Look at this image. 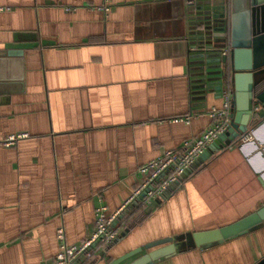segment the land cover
<instances>
[{
	"label": "crops",
	"instance_id": "obj_1",
	"mask_svg": "<svg viewBox=\"0 0 264 264\" xmlns=\"http://www.w3.org/2000/svg\"><path fill=\"white\" fill-rule=\"evenodd\" d=\"M192 1L0 0V140L26 135L0 146V264H52L60 225L67 243H80L100 203L113 212L129 198L139 166L208 127L221 97L216 82L202 88L188 49ZM190 114L189 123L171 121ZM258 124L264 140V117L251 128ZM248 141L197 165L156 209L129 206L118 239L92 264L126 256L120 264H130L162 247L129 255L142 246L216 229L262 206L264 145ZM262 257L264 227L153 264Z\"/></svg>",
	"mask_w": 264,
	"mask_h": 264
},
{
	"label": "water",
	"instance_id": "obj_2",
	"mask_svg": "<svg viewBox=\"0 0 264 264\" xmlns=\"http://www.w3.org/2000/svg\"><path fill=\"white\" fill-rule=\"evenodd\" d=\"M187 13L188 49L194 53V65L201 66L198 70L203 76L202 88L212 87L216 82L215 89L220 91L222 83L228 78L232 85V125L204 151L194 165L206 161L216 151L235 144H239L243 151L246 144L242 139L247 135L253 138L248 145L255 148L256 143L264 145V140L259 136L260 124L251 128L254 119L264 117L263 91L259 94L254 92L264 79V0H194ZM244 23L248 27L246 30L242 26ZM225 48H229V52L223 55ZM257 154L261 155V151ZM191 172L192 167L184 172L176 184ZM164 198L147 205L146 211L156 209ZM262 227L264 204L225 226L193 231L142 246L129 255L162 245L130 264H153L181 250L212 248ZM125 258L114 260L111 264H120ZM254 264H264V257Z\"/></svg>",
	"mask_w": 264,
	"mask_h": 264
},
{
	"label": "built area",
	"instance_id": "obj_3",
	"mask_svg": "<svg viewBox=\"0 0 264 264\" xmlns=\"http://www.w3.org/2000/svg\"><path fill=\"white\" fill-rule=\"evenodd\" d=\"M104 11L109 7L104 5ZM4 8L0 7V11ZM229 52L225 48L222 54ZM221 105L212 107L208 112L211 119L208 127L199 135L185 140L178 149L165 151L161 156L149 160L137 169L140 181L129 198L115 211L100 203L94 211V228L92 233L78 244H69L66 241L65 228L60 225L56 231L58 251L52 264H92L97 256L105 257L107 250L120 235L119 217L124 210L132 205L147 206L161 200L170 187L176 184L186 170L191 168L204 151L225 133L232 125V89L225 82L220 90ZM193 115L171 119L189 123ZM13 135L0 140V146H12L17 140L25 137ZM250 135L242 141H247Z\"/></svg>",
	"mask_w": 264,
	"mask_h": 264
},
{
	"label": "trees",
	"instance_id": "obj_4",
	"mask_svg": "<svg viewBox=\"0 0 264 264\" xmlns=\"http://www.w3.org/2000/svg\"><path fill=\"white\" fill-rule=\"evenodd\" d=\"M264 89V79L262 80V82L260 84H258L255 88V94H259L262 90ZM256 119H254L253 123L255 122ZM202 168V166H197V165H193L192 166V173L191 175L195 174L196 172L200 171ZM144 206L142 205H138L136 206V208H138V210H141L140 212H142V209H143Z\"/></svg>",
	"mask_w": 264,
	"mask_h": 264
}]
</instances>
